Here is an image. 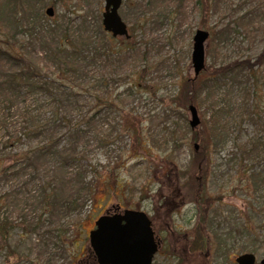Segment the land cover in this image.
<instances>
[{
	"label": "rangeland",
	"instance_id": "374dc122",
	"mask_svg": "<svg viewBox=\"0 0 264 264\" xmlns=\"http://www.w3.org/2000/svg\"><path fill=\"white\" fill-rule=\"evenodd\" d=\"M89 1L91 3L82 5L84 11L81 12H77L82 9L81 2L76 3L75 0H33V4L38 2L45 4L41 11L48 23L68 12L74 22L79 23V16L86 14L87 10L91 12L90 9L98 8L96 6L98 1ZM11 2L12 0H0V49L20 55L22 52L17 44L20 34L23 33L22 30L16 31L13 26L9 13ZM137 2L140 0H123L120 15L128 26L131 38L142 43L143 52L145 49L149 50L153 58L151 64L158 67L149 69L151 71L147 78L149 89L143 86L138 95H132L128 93L127 86L131 82L129 80L134 74L135 66L140 64L137 60L123 63L120 69L128 78L127 83L122 84L117 93L125 92L124 106L126 111L132 112V117L138 118L140 137L136 135L131 138L127 134L122 141L116 140L112 145L111 141H104L102 147L96 140V132L103 131L100 134L101 138L107 134L109 125L112 126L116 118L112 115L105 121L101 120L100 130L92 128L88 137L80 140L79 150L83 151L86 148L85 155H88V158L82 156V160H85V163L90 161L98 164L103 169L99 189L80 213L69 215L64 214L67 212L63 210H58L50 218L48 215L43 216V210L37 200H41L43 182L48 183L50 180L47 174L36 175L29 169L0 180V198L10 196L8 201L4 200L0 204V221L8 219L15 225L9 244L4 246L3 243L0 247V264H95L90 246V233L96 228V222L101 216L123 211L116 210L118 207L142 211L151 217L154 230L162 241L153 264H237L236 258L248 253H255L258 264H261L260 260L264 258V232L260 230L262 225L260 217L258 215L254 217L256 225H248L250 230L253 226L255 234L249 235L246 231L247 236H244L238 233V237L241 238L235 242L227 239L232 225L226 227L222 225L220 203L224 204L223 210H230L236 215V220L240 218V225L245 223L241 215L245 216L246 220L247 216H251L250 207L257 211L264 205V191H257L253 199L245 193L247 187L243 185H247V182L242 176L239 177V173L237 174L241 168L239 152L235 146L237 143L249 142L255 136L264 133L260 123V113L264 108V0H220V14L211 18L209 22L210 27L219 24V28H224L230 25L229 32L221 36V43L219 42L214 49L212 47L213 50H217V53L212 51L217 54L219 61L229 63L244 60L250 61L252 65L249 75L244 72L236 75V78H230L227 86L223 87V94L225 93L223 98L226 99L223 103L227 107L226 113H223L225 114L223 123L227 127L228 136L227 145L222 146L220 150L214 147L212 125L206 123L209 116L204 115L205 107L197 105L202 120L198 129L193 130L190 127L191 115L187 108L185 113L189 131L184 130V127L181 129L180 126L178 129L180 134L174 138V143L164 148L158 143L154 146L151 142L149 132L160 122L159 117L154 116L161 115L173 106L171 100L176 99L184 81L194 80L202 84L208 76L207 66L212 62L208 53L211 51L213 40L210 39L206 47V68L196 76L192 64L194 37L198 30L207 31V28L203 26L199 11L193 7L194 1L187 2V7L185 5L182 7V11L176 17L177 20L170 23L166 15H163V12L168 10L166 5H171L170 1L146 0L149 4L146 8L148 21L143 31L137 29L140 26L136 25L135 29L132 27L130 10H133L132 6ZM105 4L106 0H101L99 4L101 21ZM240 6L243 8L238 10ZM50 7L55 10L53 17L46 14ZM229 7H232V10ZM246 12L249 18L240 25L237 23L238 17ZM18 20H22L21 15ZM14 31L17 33L14 34ZM115 39L118 43L127 41L123 37ZM33 57L31 54L28 59L32 61ZM40 67H45L44 63H40ZM93 94L95 96L97 93ZM57 96L60 97V94ZM30 98L38 97L33 95ZM5 100L3 92H0V170L6 165L13 164L11 160L2 159L11 151L5 150L3 146L7 138L5 136L7 130L2 123L3 117L7 114L8 105ZM82 102L86 110H90L94 100L84 97ZM93 113L91 111L90 114ZM16 122L19 120L14 117L10 124L15 131L18 129ZM64 133L65 129H62L57 135L62 146L71 143V137L69 139L64 137ZM197 135L199 141H195ZM136 138H141L140 141L144 138L143 142L146 144L143 143L142 148L135 153L126 150L121 159L120 146L126 144L127 148L134 149ZM195 145H199L197 151ZM21 149H26L25 145L18 147L17 150ZM201 152L204 156L196 158L195 155ZM120 162H125L127 166L120 170L116 169V173H113V168ZM52 165V161H45L44 172L50 171ZM108 165L112 167L108 169ZM202 172L207 174L203 179ZM203 190L206 192L205 196H202ZM204 215L206 217L209 215V225L203 224ZM39 216L44 220L40 233L21 237L24 226L22 218L26 217L27 221L35 223ZM57 228H61L66 234V245L62 244L59 248L54 246ZM50 230L53 231L52 238H46L45 242L39 239V235L43 234L44 237ZM241 247H249L253 251L247 249L244 251L240 249Z\"/></svg>",
	"mask_w": 264,
	"mask_h": 264
},
{
	"label": "trees",
	"instance_id": "16d2710c",
	"mask_svg": "<svg viewBox=\"0 0 264 264\" xmlns=\"http://www.w3.org/2000/svg\"><path fill=\"white\" fill-rule=\"evenodd\" d=\"M75 1L76 3L77 1L81 2V6L91 3L89 0ZM96 1H98L96 4L98 8L90 9L91 12L87 10L86 14L79 16V23L74 22L70 12L60 15L59 19L57 18L52 23L46 22L41 11L45 5L42 2L33 4V0H20V2L12 0L11 7L9 4L13 26L16 31L22 30L23 33L20 34L17 44L22 54L17 55L0 49V92H3L8 105L7 114L2 120L3 126L7 130L5 134L7 138H5L3 146L5 150H11L2 159L13 162L12 165H6L0 170V180L8 179L16 173L29 169L36 175L47 174L50 180L48 183L43 182L41 200H37V203L43 210V216L48 215L49 218L58 210H63L67 212L64 214L69 215L80 213L91 202L95 192L99 189L103 169L100 165H95L90 161L85 163V160L82 159L83 157L88 158V155H85L87 149L80 151L78 148L80 140L88 137L92 128L96 131L100 130L101 120L105 121L115 115L116 118L112 126L109 125L107 134L101 138L100 134L103 131L96 132V140L102 147L104 141H111L110 145H112L116 140L122 141L127 134L131 138L136 135L140 137L138 118L132 117V112L126 111V106H124L125 92L117 93V90L127 83L128 78L123 74L120 66L129 60H137L141 65V67L140 65L135 66L134 74L129 80L131 82L127 86L128 93L132 95H138L143 86L149 89L147 84V78L151 72L149 69L158 67L151 64L153 58L149 50L142 51V43L132 38H126L127 41L124 43H118L111 34L105 32L100 17L99 4L101 0ZM168 1L171 5H166L168 10L163 12V15H166L170 23H174L182 11V7L184 5L187 7L186 3H189L190 0ZM191 1H194L193 7L199 11L203 26L208 31L210 30L209 41L213 40L211 51L209 50L210 53H208V57L212 58V62L207 66L208 76L202 84L194 80L184 81L176 99L171 100L173 106L162 112L161 115L154 116L159 117L160 122L153 127L154 129H151L149 136L154 146L157 143L163 148L170 146L174 143V138L180 134L178 130L180 126L181 129L184 127V130H190L185 110L191 105H197L205 107L204 115L209 116L206 123L212 125L214 147L220 150L222 146L227 145L226 138L228 136L227 127L223 123L225 117L223 113L227 111V107L223 103V101L226 102V99L223 98L225 95L223 87L227 86L230 78H236V75L243 72L249 75L252 65L250 61L244 60L221 63L217 54L213 52L217 53V50L213 49L219 45V42L221 43V36L230 30L229 24L224 28H219V24L213 27L209 26L211 18L220 14V0ZM148 5L146 0H140L132 6L133 10H130V15L133 29L140 26L137 29L145 30L148 21L146 15ZM83 6L77 12L84 11ZM229 8L232 10V7ZM242 8L240 6L238 10ZM20 15L21 21L18 20ZM238 18L237 23L242 25L248 20L249 14L246 12ZM16 31L14 34L17 33ZM31 54L34 56L32 61L28 59ZM40 63H44L46 68L40 67ZM93 93L97 94L93 96ZM58 94L60 97L57 96ZM33 95H37L38 98L31 99L30 96ZM84 97L94 100L90 110H86L82 102ZM245 110L247 111L248 107ZM91 111L94 113L90 114ZM261 111L260 123L264 130V108ZM14 117L19 120L16 122L18 126L16 131L12 125L10 126ZM118 118L122 120L117 121ZM62 129H65L64 137H68V139L71 137V143L64 146L61 144V139L57 138ZM158 132L161 133L158 134ZM140 139L136 138L134 149L127 148L126 144L120 146L121 159H123L122 155L126 153V150L135 153L136 150L142 148L143 143L146 144L143 142L144 138L143 141ZM195 141H199L198 135L195 137ZM23 145L26 149L17 150ZM235 146L239 152V167L241 168L237 174L239 173V177L242 176L246 179L247 185H243L247 187L245 193L253 199L257 191H264V133L255 136L249 142L237 143ZM202 155L201 152L195 157L201 158ZM45 161L53 162L50 171L44 172L43 163ZM126 166L125 162H120L112 172L116 173V169L120 170ZM111 167L108 165V169ZM63 172L65 173L63 174ZM206 175L202 172V179ZM205 193L203 190L202 196H205ZM8 199L10 196L0 198V204ZM223 205L221 202L222 225L225 227L232 225L227 239L238 242L241 238V236L238 237V233L244 236H247L246 231L249 235L255 234L253 226L256 225L254 217L257 215L262 221L260 230L264 232V205L257 211L250 207L251 216H247V220L245 216L241 215V219L246 223L243 225L239 223L240 218L236 220V215L232 214V211L223 210ZM208 216L204 215L202 222L205 225L210 224ZM22 219L24 226L21 237L25 238L40 233L44 223L42 216H39L35 223H30L26 217ZM250 224L253 225L251 228L253 231L248 227ZM14 228V223L9 222L8 219L0 221V247L3 243L4 246L9 244ZM52 234L53 231L50 230L44 237H42L43 234L39 235V239L45 242L49 237L54 236ZM65 236L66 234L61 228H57L54 246L59 248L65 244ZM69 248H71L70 244ZM240 249L250 250L249 247ZM93 261L95 262L94 257Z\"/></svg>",
	"mask_w": 264,
	"mask_h": 264
},
{
	"label": "water",
	"instance_id": "95a60500",
	"mask_svg": "<svg viewBox=\"0 0 264 264\" xmlns=\"http://www.w3.org/2000/svg\"><path fill=\"white\" fill-rule=\"evenodd\" d=\"M123 0H106L102 25L113 38H131L127 24L120 15ZM50 17L54 8L46 10ZM210 32L198 30L194 37L192 64L196 76L205 70ZM190 127L195 130L201 125V118L195 105L189 107ZM199 145H195V150ZM90 246L95 264H153L158 252L155 232L148 215L142 211L126 209L115 214L107 213L96 222L90 233ZM237 264H258L254 253L242 254L236 258ZM264 264V258L260 261Z\"/></svg>",
	"mask_w": 264,
	"mask_h": 264
},
{
	"label": "flooded vegetation",
	"instance_id": "af4514ba",
	"mask_svg": "<svg viewBox=\"0 0 264 264\" xmlns=\"http://www.w3.org/2000/svg\"><path fill=\"white\" fill-rule=\"evenodd\" d=\"M116 210H124V209H122V207H118V209H116ZM111 214H113V212H111ZM149 217V216H148ZM149 219L151 220V217H149ZM151 222H152V226H153V221L151 220ZM153 230H154V226H153ZM154 232H155V230H154ZM155 240H156V242H157V244H158V252H157V254L159 253V251H160V249H161V246H162V241H161V239L157 236V234H156V232H155ZM156 254V255H157ZM255 254V253H254ZM155 255V256H156ZM155 258V257H154ZM262 260V259H261ZM260 260V261H261ZM153 263H154V259H153Z\"/></svg>",
	"mask_w": 264,
	"mask_h": 264
}]
</instances>
